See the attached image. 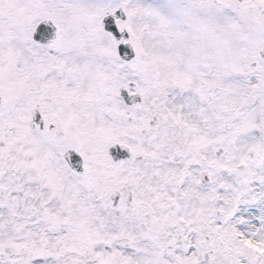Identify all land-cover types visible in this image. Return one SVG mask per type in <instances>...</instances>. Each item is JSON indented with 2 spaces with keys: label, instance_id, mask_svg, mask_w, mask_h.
<instances>
[{
  "label": "snow or ice",
  "instance_id": "1",
  "mask_svg": "<svg viewBox=\"0 0 264 264\" xmlns=\"http://www.w3.org/2000/svg\"><path fill=\"white\" fill-rule=\"evenodd\" d=\"M0 264H264V0H0Z\"/></svg>",
  "mask_w": 264,
  "mask_h": 264
}]
</instances>
